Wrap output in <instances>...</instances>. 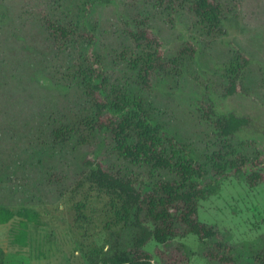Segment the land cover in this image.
I'll return each mask as SVG.
<instances>
[{
    "label": "rangeland",
    "instance_id": "rangeland-1",
    "mask_svg": "<svg viewBox=\"0 0 264 264\" xmlns=\"http://www.w3.org/2000/svg\"><path fill=\"white\" fill-rule=\"evenodd\" d=\"M211 1L221 5L227 18L221 32L208 31L187 3L170 8L159 0H113L92 5L85 13L84 0H0V12L6 7L11 13L50 10L49 16L69 24L84 17L94 34L88 53L100 61L96 73L111 90L140 96L151 119L200 160L222 146L216 118H248L249 124L224 143L235 152L258 155L255 170L263 177L249 185L245 174H228L214 194L198 202L197 217L231 246L228 264H264V0ZM39 21L34 11L21 29L25 35L14 38V24L0 27V40L10 46L0 55L5 60L0 63V209L17 211L0 224V261L89 264L82 246L93 242L107 248L110 239L104 229L105 198L84 179V161L94 160L93 148L71 144L58 151L50 131L91 112V104L76 82L61 87L64 70L55 64L64 65L66 52L56 56L46 47ZM15 27L20 29L17 23ZM140 28L157 38L165 64L147 87L133 65L141 48L131 34ZM182 49L192 54H182ZM79 50L75 46L67 54L75 58ZM238 56L239 64L246 63L236 91L229 94L228 67ZM10 60H16L13 71ZM105 153L106 166L135 170L110 145ZM139 178L150 182L146 176ZM205 248L191 233L164 245L150 239L144 246L152 264H227L209 259Z\"/></svg>",
    "mask_w": 264,
    "mask_h": 264
},
{
    "label": "trees",
    "instance_id": "trees-1",
    "mask_svg": "<svg viewBox=\"0 0 264 264\" xmlns=\"http://www.w3.org/2000/svg\"><path fill=\"white\" fill-rule=\"evenodd\" d=\"M112 1L84 0L82 13L88 12L92 5ZM159 1L170 8L187 3L197 21L208 31L221 32L227 19L221 5L211 0ZM34 11L47 39L46 47H50L56 56L66 52L64 65L55 64L59 66L58 71L64 70L61 87L76 82L91 104V112H84L73 123L62 122L50 131L52 144L58 151L71 144L93 148L94 160L84 161V179L94 192L105 198L108 220L104 229L110 232V239L107 248L93 242L86 245V249L82 246L81 251H84L89 264H152L151 255L144 250L150 239L164 245L187 233L195 235L206 245L204 255L209 259L227 264L232 261L231 246L215 227L198 220L197 208L201 199L217 191L219 181L228 174H245L249 185H255L263 177L260 170H255L259 164L258 155L250 157L246 153L235 152L224 143L250 120L234 114L216 118L214 125L222 146L203 160L198 159L186 145L151 119L140 96L129 95L116 87L111 90L106 78L96 73L95 66L100 61L88 53L94 45V34L88 29L84 17L81 22L69 24L49 16L50 10L21 9L19 13H11L6 7L0 12V27L14 24L11 36L25 35L21 29ZM16 23L20 29L15 27ZM131 36L141 48L133 65L140 72L142 84L147 87L153 74L165 68L160 44L146 28L138 29ZM75 46L80 50L74 58L67 52ZM6 48L10 46L0 40V55ZM185 52L192 54L191 49H182L180 53ZM237 58L228 67L229 94L236 91L238 73L246 63L243 60L239 64L240 56ZM10 62L13 71L16 60ZM0 63H5L4 58L0 57ZM5 73L6 70L3 75ZM109 91L112 93L106 95ZM109 145L135 170L122 171L106 166L103 157ZM140 176L148 177L150 182L144 183ZM16 214V210L1 208L0 224L7 223ZM126 235L129 238L124 241ZM175 250L183 252L179 248ZM158 253L165 256L162 251Z\"/></svg>",
    "mask_w": 264,
    "mask_h": 264
}]
</instances>
